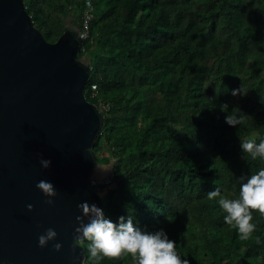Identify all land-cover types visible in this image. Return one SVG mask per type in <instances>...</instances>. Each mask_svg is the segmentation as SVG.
I'll use <instances>...</instances> for the list:
<instances>
[{
    "label": "trees",
    "instance_id": "obj_1",
    "mask_svg": "<svg viewBox=\"0 0 264 264\" xmlns=\"http://www.w3.org/2000/svg\"><path fill=\"white\" fill-rule=\"evenodd\" d=\"M87 1L110 171L82 264H264V0H23L50 43Z\"/></svg>",
    "mask_w": 264,
    "mask_h": 264
},
{
    "label": "water",
    "instance_id": "obj_2",
    "mask_svg": "<svg viewBox=\"0 0 264 264\" xmlns=\"http://www.w3.org/2000/svg\"><path fill=\"white\" fill-rule=\"evenodd\" d=\"M80 33L55 42L23 0H0V264H82L103 213L92 145L101 111L84 87Z\"/></svg>",
    "mask_w": 264,
    "mask_h": 264
},
{
    "label": "rangeland",
    "instance_id": "obj_3",
    "mask_svg": "<svg viewBox=\"0 0 264 264\" xmlns=\"http://www.w3.org/2000/svg\"><path fill=\"white\" fill-rule=\"evenodd\" d=\"M66 25H67L66 31L70 32L72 36L76 37L78 35V31H77L76 27L73 25V19L69 17L67 19ZM109 171H110L109 168H105V166L101 167V168L98 167V169H96V171L94 172L93 175L100 177L104 182L107 179V177L109 176Z\"/></svg>",
    "mask_w": 264,
    "mask_h": 264
},
{
    "label": "built area",
    "instance_id": "obj_4",
    "mask_svg": "<svg viewBox=\"0 0 264 264\" xmlns=\"http://www.w3.org/2000/svg\"><path fill=\"white\" fill-rule=\"evenodd\" d=\"M86 6L88 7L87 10H85L84 13V21H83V31L80 33V38H85L88 34V25H89V21L92 18V13H91V6H90V2L87 1L86 2ZM92 90L95 91L96 86L92 85L91 86ZM95 94V93H93ZM98 108V107H97ZM99 109V108H98ZM103 182V181H102ZM104 182L109 183V180L106 179ZM95 182L93 181L92 184H94Z\"/></svg>",
    "mask_w": 264,
    "mask_h": 264
}]
</instances>
